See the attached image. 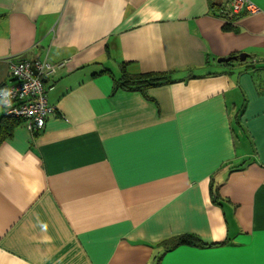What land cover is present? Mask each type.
I'll return each mask as SVG.
<instances>
[{"label":"crops","instance_id":"0c3cea01","mask_svg":"<svg viewBox=\"0 0 264 264\" xmlns=\"http://www.w3.org/2000/svg\"><path fill=\"white\" fill-rule=\"evenodd\" d=\"M251 1L227 31L213 0H0V86L12 61L64 62L44 81L55 114L0 144V264H264V0ZM120 64L175 80L113 91ZM180 233L208 246L157 261Z\"/></svg>","mask_w":264,"mask_h":264},{"label":"built area","instance_id":"2783aa9c","mask_svg":"<svg viewBox=\"0 0 264 264\" xmlns=\"http://www.w3.org/2000/svg\"><path fill=\"white\" fill-rule=\"evenodd\" d=\"M258 10L251 0H228L224 13L234 18ZM63 65L64 62L53 63L47 58L10 62L12 81L0 86V107L4 109L5 115L22 119L30 131L43 128L47 118L56 112L55 107L48 102L44 80Z\"/></svg>","mask_w":264,"mask_h":264},{"label":"trees","instance_id":"16d2710c","mask_svg":"<svg viewBox=\"0 0 264 264\" xmlns=\"http://www.w3.org/2000/svg\"><path fill=\"white\" fill-rule=\"evenodd\" d=\"M228 0L221 1V0H213L211 3V8L216 12L215 14L226 20L224 23V30L227 31H238V27L236 25L237 19L241 18L246 14H239L236 17L227 16L224 13L225 3ZM230 64V63H227ZM99 73H110L109 70H102ZM175 79L172 77V71L168 72H146V73H130L126 70L125 64H120V74L119 77L114 79L113 81V91L117 89L123 90H137L144 94V96L148 97L147 89L152 86H157L165 83H171ZM260 93H264V87L259 89ZM23 120L20 118H14L7 115H4L0 119V144L8 139L11 138L13 132L17 126L22 123ZM35 133V132H34ZM210 182V196L212 201L216 204L219 200V186H214ZM159 246L163 247L162 252L160 255L157 256V261L161 258L163 253L168 250H171L179 245H190V246H199L204 247L208 246L204 244L200 238L192 233H180L169 236L164 240H161L158 244Z\"/></svg>","mask_w":264,"mask_h":264},{"label":"water","instance_id":"95a60500","mask_svg":"<svg viewBox=\"0 0 264 264\" xmlns=\"http://www.w3.org/2000/svg\"><path fill=\"white\" fill-rule=\"evenodd\" d=\"M247 57L246 53H239L238 55H232V56H227V57H219L217 58V62H229L231 60H239V61H244ZM36 74V72H34ZM45 81V80H44Z\"/></svg>","mask_w":264,"mask_h":264}]
</instances>
